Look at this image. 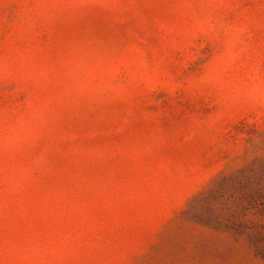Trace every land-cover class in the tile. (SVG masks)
<instances>
[{
	"label": "rangeland",
	"instance_id": "obj_1",
	"mask_svg": "<svg viewBox=\"0 0 264 264\" xmlns=\"http://www.w3.org/2000/svg\"><path fill=\"white\" fill-rule=\"evenodd\" d=\"M0 264H264V0H0Z\"/></svg>",
	"mask_w": 264,
	"mask_h": 264
}]
</instances>
